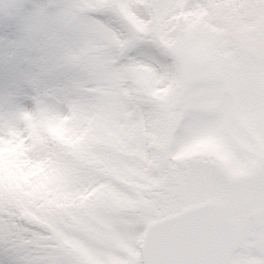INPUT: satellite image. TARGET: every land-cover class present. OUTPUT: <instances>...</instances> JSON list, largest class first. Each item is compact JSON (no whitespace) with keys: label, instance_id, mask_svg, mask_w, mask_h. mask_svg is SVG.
<instances>
[{"label":"clouds","instance_id":"1","mask_svg":"<svg viewBox=\"0 0 264 264\" xmlns=\"http://www.w3.org/2000/svg\"><path fill=\"white\" fill-rule=\"evenodd\" d=\"M0 264H264V0H0Z\"/></svg>","mask_w":264,"mask_h":264}]
</instances>
